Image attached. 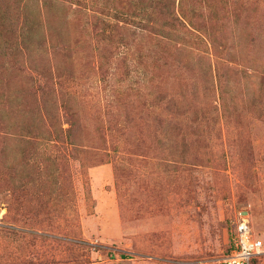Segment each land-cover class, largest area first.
Segmentation results:
<instances>
[{"label": "rangeland", "instance_id": "rangeland-1", "mask_svg": "<svg viewBox=\"0 0 264 264\" xmlns=\"http://www.w3.org/2000/svg\"><path fill=\"white\" fill-rule=\"evenodd\" d=\"M182 7L189 38L158 0H0V264H211L240 212L264 242V0Z\"/></svg>", "mask_w": 264, "mask_h": 264}, {"label": "built area", "instance_id": "built-area-1", "mask_svg": "<svg viewBox=\"0 0 264 264\" xmlns=\"http://www.w3.org/2000/svg\"><path fill=\"white\" fill-rule=\"evenodd\" d=\"M263 255L264 242L253 234L248 217L240 212L229 251L214 259L211 264H252L255 258Z\"/></svg>", "mask_w": 264, "mask_h": 264}, {"label": "trees", "instance_id": "trees-1", "mask_svg": "<svg viewBox=\"0 0 264 264\" xmlns=\"http://www.w3.org/2000/svg\"><path fill=\"white\" fill-rule=\"evenodd\" d=\"M154 1V0H153ZM152 0H149L151 3ZM157 3V0H155ZM159 4H162V7L166 9L167 19L168 21V30L167 35L172 36H183L184 38H189L190 33H192V28H194L193 16H187V12L183 10V0H179L177 9L170 11V0H158ZM175 5V2H173ZM173 5V6H174ZM155 7V6H154ZM153 8L150 6L149 9ZM146 11V8H145Z\"/></svg>", "mask_w": 264, "mask_h": 264}]
</instances>
